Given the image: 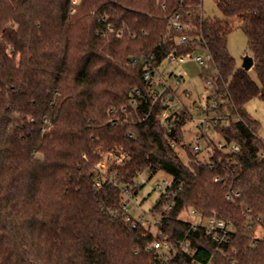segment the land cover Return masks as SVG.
<instances>
[{
  "label": "trees",
  "instance_id": "trees-1",
  "mask_svg": "<svg viewBox=\"0 0 264 264\" xmlns=\"http://www.w3.org/2000/svg\"><path fill=\"white\" fill-rule=\"evenodd\" d=\"M215 2L223 17L205 16L203 0H0V264H154V234L129 225L123 204L139 174L160 170L170 194L151 210L172 205L161 230L194 248L172 264H264V139L246 108L264 102V0ZM176 13L181 29L170 26ZM235 20L259 82L229 51ZM197 50L211 54L204 112L223 118L207 158L184 141L187 107L155 82L168 53ZM144 55L158 70L151 81L131 63ZM191 208L233 223L226 255L191 228Z\"/></svg>",
  "mask_w": 264,
  "mask_h": 264
},
{
  "label": "built area",
  "instance_id": "built-area-1",
  "mask_svg": "<svg viewBox=\"0 0 264 264\" xmlns=\"http://www.w3.org/2000/svg\"><path fill=\"white\" fill-rule=\"evenodd\" d=\"M170 26L181 29L182 23L180 20V15L178 13L174 14L170 19ZM109 29L112 30V27L108 24L107 26ZM119 35H121V32H119ZM188 40L187 36H182L181 41L186 42ZM152 56V54L150 55ZM195 59L199 62V64L203 68H209L211 64V54L205 50V53L201 55L193 56V54H175V53H168L166 55L165 59L169 60H187V59ZM144 63L143 65V77L147 81H151L154 76L158 75V70L151 64L149 61V57L147 56H141V57H132L131 63L133 65H138L139 63ZM160 76V75H159ZM207 85L209 88L212 86V82L210 79L206 80ZM170 96L173 97L176 101V103L179 106H182L184 104H179L180 101H177V97L175 92L172 90L170 92ZM135 103V101H133ZM165 104L167 105V109L163 113V117L167 118L171 112L173 111L172 101L170 99L165 100ZM215 105V100L211 101V109ZM207 105H197L196 110L200 114V123L198 125V132L196 134V138L194 140L193 147L196 152H199L202 150V141H205V146L209 144L210 137H211V131L214 130V128H218L221 124L222 117L221 116H212L208 115L204 112V109H206ZM188 117L189 111L186 110ZM187 121V120H186ZM171 129V126L169 127ZM217 145L219 147H223L224 143L223 141L216 140ZM234 150L238 149V145L233 146ZM173 178L170 176L169 178L163 179L161 183L158 184V188L164 193L166 196L170 194L169 186L172 183ZM216 181H221V177H215ZM96 185L98 187H101L102 183L101 180L96 181ZM138 185L135 184V182L131 186H126L124 192L126 194V202L123 204V210H124V218L125 221L131 225L132 227H138L142 226L148 231H151L155 238L154 240L146 246L147 251H154L155 259L154 264H172L173 261L178 257L179 253L182 251L186 252H193L194 248L191 244V240L189 239L188 235L178 238L176 240H171L168 238V236L161 230V221L165 217L166 212L168 209L172 208V205H168L165 209V211H154L150 210L146 217L145 211L142 212V214L139 217H135L131 213V208L129 206V202L132 199V189L134 187H137ZM235 195H239V192H236ZM228 199L233 198L232 193H228L226 196ZM189 217H184L186 220L190 221L191 228H196L198 226H202L205 229L206 234L211 238L212 241L216 244V251L221 252L223 255H226V248L225 246L230 243V236L231 232L233 230V223L229 220H225L223 218L218 217L216 214L211 215H204L197 209L191 208L188 211H185ZM153 218V220H152ZM213 259L212 257L209 258L207 262L204 264H212ZM191 264H199L193 261Z\"/></svg>",
  "mask_w": 264,
  "mask_h": 264
},
{
  "label": "rangeland",
  "instance_id": "rangeland-1",
  "mask_svg": "<svg viewBox=\"0 0 264 264\" xmlns=\"http://www.w3.org/2000/svg\"><path fill=\"white\" fill-rule=\"evenodd\" d=\"M203 11L207 17H223L215 0H203ZM235 24V27L228 35V47L230 53L236 58L238 65L242 66L244 57L246 55H251V50L249 49L248 36L243 28L240 27V22L235 20ZM203 53H205V50H197L193 53V56ZM248 72L254 80L259 82L253 66L248 69ZM202 74L203 67L193 58L187 60L165 59L160 67V76L157 78L155 77L156 85L162 83L166 86H171L176 94L177 101H180L179 104H184L189 111L190 117L187 119L184 127V141L186 143H193L196 138L198 125L200 123V114L197 112L196 106H205L207 104V96L211 90ZM246 108L254 118L260 121V135L264 139V102L259 98H254L246 104ZM218 138L219 137H217L215 141L219 140ZM177 149L180 155L187 160L184 149L180 146ZM206 151L205 141H202V154L200 157L207 158L208 154ZM108 161L109 159L107 156L103 155L102 159L96 165V168L105 172ZM169 177L170 175L160 170L152 177H149L148 172L144 171L135 178L134 182L138 185L139 189L137 194L133 195L129 202L131 213L135 217H139L143 211L147 212V217L151 208L161 196L162 191L158 188V184L161 183L163 179ZM183 216L189 217L186 213H184ZM254 234H262L261 229L258 227L257 232Z\"/></svg>",
  "mask_w": 264,
  "mask_h": 264
},
{
  "label": "water",
  "instance_id": "water-1",
  "mask_svg": "<svg viewBox=\"0 0 264 264\" xmlns=\"http://www.w3.org/2000/svg\"><path fill=\"white\" fill-rule=\"evenodd\" d=\"M254 64V58L252 55H246L243 59L242 67L246 70L251 68Z\"/></svg>",
  "mask_w": 264,
  "mask_h": 264
},
{
  "label": "crops",
  "instance_id": "crops-1",
  "mask_svg": "<svg viewBox=\"0 0 264 264\" xmlns=\"http://www.w3.org/2000/svg\"><path fill=\"white\" fill-rule=\"evenodd\" d=\"M238 63V62H237Z\"/></svg>",
  "mask_w": 264,
  "mask_h": 264
}]
</instances>
